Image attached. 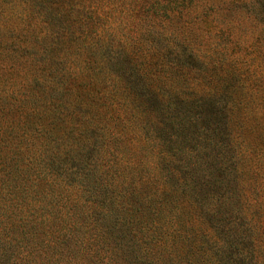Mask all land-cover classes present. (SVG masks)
<instances>
[{
	"label": "trees",
	"instance_id": "trees-1",
	"mask_svg": "<svg viewBox=\"0 0 264 264\" xmlns=\"http://www.w3.org/2000/svg\"><path fill=\"white\" fill-rule=\"evenodd\" d=\"M103 2L11 1L24 22L0 35V68L21 73H0V264H155L168 231L167 264H263L226 103L180 94L174 59L103 43ZM242 3L264 21V0ZM90 56L108 70L83 94L74 61ZM168 62L172 83L151 77Z\"/></svg>",
	"mask_w": 264,
	"mask_h": 264
},
{
	"label": "rangeland",
	"instance_id": "rangeland-1",
	"mask_svg": "<svg viewBox=\"0 0 264 264\" xmlns=\"http://www.w3.org/2000/svg\"><path fill=\"white\" fill-rule=\"evenodd\" d=\"M11 1L0 0L1 37L7 35V24L13 20L18 22L22 17L23 10L12 8ZM103 1L105 10H102V21L96 27L103 33V43L113 41V44L125 49L139 48L136 61L155 63L160 59L164 62L174 59L184 66L180 68V94L185 97L210 94L222 99L221 103H226L228 128L239 146L240 181L248 195V213L258 216L260 209L259 222L263 228L264 246V21L258 19L257 11L244 6V0H194L191 8L180 13L181 8H178L169 16L162 9V6H168L169 0H115L113 5L111 0ZM19 22L23 23L24 20ZM161 54L167 56L161 58ZM119 56L116 57L117 65L126 67V54ZM85 60L88 61H74L75 67L80 63L87 66L80 75L84 78L80 90H84L83 94L96 93L100 84L92 80L88 72L94 67V71H100L97 77L102 78L108 67L105 69L99 56H90ZM168 64L172 65L165 63L164 70L158 74V68L154 66L156 69L151 77H162V80H169L168 84L172 83L173 76L180 73L168 68ZM0 73L21 76L20 72L11 73L7 66L1 67ZM127 73L133 85L138 86L135 73L126 70ZM166 226L161 225V229H167ZM201 228L207 229L204 225ZM163 233L162 243L157 241L160 247L159 255L153 257L155 264L168 263L163 257L171 248V234L169 231ZM167 246L170 247L168 251ZM170 260L176 263L175 258Z\"/></svg>",
	"mask_w": 264,
	"mask_h": 264
}]
</instances>
